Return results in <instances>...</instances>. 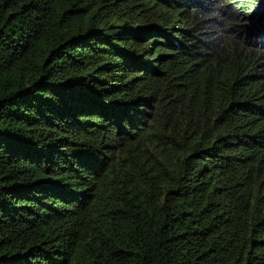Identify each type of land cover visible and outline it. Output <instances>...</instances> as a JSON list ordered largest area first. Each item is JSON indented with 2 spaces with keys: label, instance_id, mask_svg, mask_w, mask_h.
Instances as JSON below:
<instances>
[{
  "label": "trees",
  "instance_id": "trees-1",
  "mask_svg": "<svg viewBox=\"0 0 264 264\" xmlns=\"http://www.w3.org/2000/svg\"><path fill=\"white\" fill-rule=\"evenodd\" d=\"M0 264H264V0H0Z\"/></svg>",
  "mask_w": 264,
  "mask_h": 264
}]
</instances>
